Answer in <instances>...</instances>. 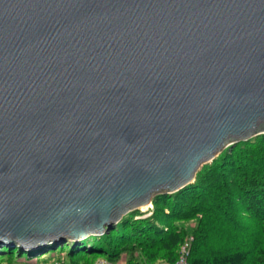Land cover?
Listing matches in <instances>:
<instances>
[{
	"label": "water",
	"instance_id": "obj_1",
	"mask_svg": "<svg viewBox=\"0 0 264 264\" xmlns=\"http://www.w3.org/2000/svg\"><path fill=\"white\" fill-rule=\"evenodd\" d=\"M264 134V0H0V244L101 235Z\"/></svg>",
	"mask_w": 264,
	"mask_h": 264
},
{
	"label": "trees",
	"instance_id": "obj_2",
	"mask_svg": "<svg viewBox=\"0 0 264 264\" xmlns=\"http://www.w3.org/2000/svg\"><path fill=\"white\" fill-rule=\"evenodd\" d=\"M153 203L149 215H138V209L101 235L65 242L70 263L64 262L94 264L107 258L112 263L174 264L181 245L193 235L190 264H264V134L224 149L195 181L156 194ZM55 244L33 250L0 244V262L18 260L17 251L44 255Z\"/></svg>",
	"mask_w": 264,
	"mask_h": 264
},
{
	"label": "rangeland",
	"instance_id": "obj_3",
	"mask_svg": "<svg viewBox=\"0 0 264 264\" xmlns=\"http://www.w3.org/2000/svg\"><path fill=\"white\" fill-rule=\"evenodd\" d=\"M233 146V145H232ZM228 148V147H227ZM226 149V148H225ZM224 151V150H223ZM222 151V152H223ZM221 152V153H222ZM220 153V154H221ZM219 154V155H220ZM218 155V156H219ZM217 156V157H218ZM216 157V158H217ZM213 162V161H212ZM212 162H210V163H212ZM204 166V165H203ZM202 166V167H203ZM201 170V169H200ZM197 176V175H196ZM195 181V180H194ZM167 193H169V192H167ZM173 193V192H172ZM158 194V193H157ZM154 208V203H153V199H152V204L151 205H149L147 208H138L142 213L141 214H138V215H149V214H151V212H152V209ZM138 209H135V210H132V211H136V210H138ZM132 211H130V212H132ZM129 213V212H128ZM191 224H195V221H192L191 222ZM65 242H67V241H65ZM65 242H62V243H60V244H55L56 245V247H54V249L53 250H51L49 253H47V254H44L46 257H48V255H50L48 258H39L38 259V257H45L44 255H43V253H41V252H37L36 254H30V255H21V252H16L15 254H16V256H18L17 258H18V260H16V261H14L13 262V260L12 261H10V260H7V261H9V263L6 261V260H4L5 262H3V264H51L52 263V261H53V258H55V257H53V255L54 256H56L57 257V259L55 258V261L56 260H63V261H66L67 263H70V260H69V257H67L68 256V252H69V245H67V244H64ZM31 250H33V249H31ZM50 253H52V254H50ZM14 254V255H15ZM33 255V256H32ZM39 255V256H38ZM14 257V256H13ZM58 258H60V259H58ZM124 260V259H123ZM54 261V262H55ZM121 261V260H120ZM125 264H126V260L125 261H123ZM0 264H1V262H0ZM80 264H85L84 262H81Z\"/></svg>",
	"mask_w": 264,
	"mask_h": 264
},
{
	"label": "built area",
	"instance_id": "obj_4",
	"mask_svg": "<svg viewBox=\"0 0 264 264\" xmlns=\"http://www.w3.org/2000/svg\"><path fill=\"white\" fill-rule=\"evenodd\" d=\"M193 239L194 236L190 235L181 245L179 256L174 264H190V260H189L190 246H191V241ZM123 261H125V259L124 260L122 259L117 263H112L107 258H99L98 260L95 261L94 264H125ZM53 264H66V263L63 260H56Z\"/></svg>",
	"mask_w": 264,
	"mask_h": 264
},
{
	"label": "bare ground",
	"instance_id": "obj_5",
	"mask_svg": "<svg viewBox=\"0 0 264 264\" xmlns=\"http://www.w3.org/2000/svg\"><path fill=\"white\" fill-rule=\"evenodd\" d=\"M144 209L147 208V205L143 207Z\"/></svg>",
	"mask_w": 264,
	"mask_h": 264
}]
</instances>
